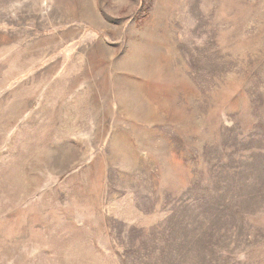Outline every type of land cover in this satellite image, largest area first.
I'll use <instances>...</instances> for the list:
<instances>
[{
  "label": "rangeland",
  "instance_id": "374dc122",
  "mask_svg": "<svg viewBox=\"0 0 264 264\" xmlns=\"http://www.w3.org/2000/svg\"><path fill=\"white\" fill-rule=\"evenodd\" d=\"M0 264H264V0H0Z\"/></svg>",
  "mask_w": 264,
  "mask_h": 264
}]
</instances>
